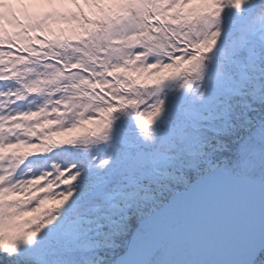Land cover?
Instances as JSON below:
<instances>
[{
  "label": "snow or ice",
  "instance_id": "obj_1",
  "mask_svg": "<svg viewBox=\"0 0 264 264\" xmlns=\"http://www.w3.org/2000/svg\"><path fill=\"white\" fill-rule=\"evenodd\" d=\"M0 264H264V0H0Z\"/></svg>",
  "mask_w": 264,
  "mask_h": 264
}]
</instances>
